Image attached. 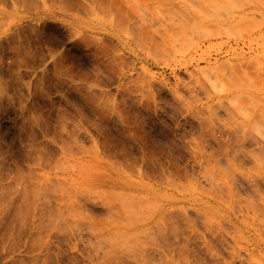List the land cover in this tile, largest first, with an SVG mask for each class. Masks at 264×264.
Listing matches in <instances>:
<instances>
[{"label":"rangeland","instance_id":"1","mask_svg":"<svg viewBox=\"0 0 264 264\" xmlns=\"http://www.w3.org/2000/svg\"><path fill=\"white\" fill-rule=\"evenodd\" d=\"M0 264H264V0H0Z\"/></svg>","mask_w":264,"mask_h":264}]
</instances>
